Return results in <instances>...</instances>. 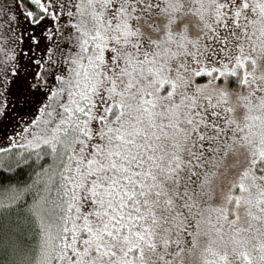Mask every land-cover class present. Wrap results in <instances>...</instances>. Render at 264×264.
<instances>
[{
	"label": "snow or ice",
	"instance_id": "snow-or-ice-1",
	"mask_svg": "<svg viewBox=\"0 0 264 264\" xmlns=\"http://www.w3.org/2000/svg\"><path fill=\"white\" fill-rule=\"evenodd\" d=\"M14 7L0 264H264V0Z\"/></svg>",
	"mask_w": 264,
	"mask_h": 264
},
{
	"label": "rangeland",
	"instance_id": "rangeland-1",
	"mask_svg": "<svg viewBox=\"0 0 264 264\" xmlns=\"http://www.w3.org/2000/svg\"><path fill=\"white\" fill-rule=\"evenodd\" d=\"M7 3L8 6H11L13 8V11H15L14 5L17 3V0H0V4ZM48 23V21H45L44 24L40 25L36 28L37 34H39L40 30ZM32 26H30L22 15H20L18 24H17V31H23V32H29L31 31ZM25 48L28 47V44L25 43ZM24 63L27 65L28 63V57H24ZM33 66H29V70H32ZM32 111L28 107H24L23 109H17L16 112H13L10 114V116L2 121H0V146L6 145L7 140L12 137L13 131L18 130L16 129V123L17 121L28 120L31 118Z\"/></svg>",
	"mask_w": 264,
	"mask_h": 264
},
{
	"label": "trees",
	"instance_id": "trees-1",
	"mask_svg": "<svg viewBox=\"0 0 264 264\" xmlns=\"http://www.w3.org/2000/svg\"><path fill=\"white\" fill-rule=\"evenodd\" d=\"M26 180H27V175L26 174H21V175L15 177L11 181V183H13V184H15V183L23 184ZM9 183H10V181H8L4 177L0 176V194H2L3 188L6 187ZM27 199L30 201L31 200V196L29 195L27 197Z\"/></svg>",
	"mask_w": 264,
	"mask_h": 264
}]
</instances>
